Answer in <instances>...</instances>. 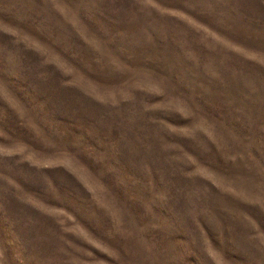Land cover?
I'll return each mask as SVG.
<instances>
[{
  "label": "rangeland",
  "instance_id": "374dc122",
  "mask_svg": "<svg viewBox=\"0 0 264 264\" xmlns=\"http://www.w3.org/2000/svg\"><path fill=\"white\" fill-rule=\"evenodd\" d=\"M0 264H264V0H0Z\"/></svg>",
  "mask_w": 264,
  "mask_h": 264
}]
</instances>
